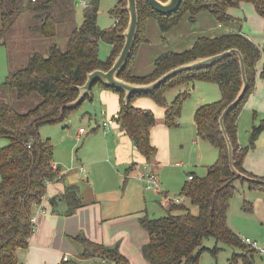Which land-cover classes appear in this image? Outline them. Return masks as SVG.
I'll use <instances>...</instances> for the list:
<instances>
[{
	"label": "trees",
	"instance_id": "obj_1",
	"mask_svg": "<svg viewBox=\"0 0 264 264\" xmlns=\"http://www.w3.org/2000/svg\"><path fill=\"white\" fill-rule=\"evenodd\" d=\"M241 1L181 0L177 9L163 15L151 8L145 0H137L136 36L118 76L127 81L148 82L167 69L198 56L211 55L231 47L239 49L245 63L247 86L240 100L226 114L224 126L233 146L235 167L256 178L247 179L231 171L226 141L218 120L222 109L235 97L242 83L236 53H229L210 65L179 71L153 90L134 92L126 100L123 90L111 87L120 93V108L116 119L147 160L157 150L150 141V129L155 124L156 117L150 109L135 106V96L148 95L157 104L164 106V122L172 125L180 112L187 90L180 91L167 104L165 90L168 87L198 79L214 81L220 90L218 99L202 103L194 111L197 133L218 150L216 160L208 165L206 173L192 174L180 191L192 204L197 205V212H193L184 202H172L165 198V214L149 216L145 213L139 217V223L149 234L148 241L141 248L148 264H194L205 249L216 254L218 246L209 248L202 245L207 236L239 248L226 264H257L254 258L256 249L245 243L227 224V208L235 189L233 181L236 178L246 179L250 187L264 190V176L251 173L243 165L246 152L254 147L258 135L264 129V117L254 125L249 142L245 145H240L237 139L236 122L240 109L255 85V64L261 53L259 47L248 37L235 31L216 36L202 35L187 49L161 52L155 58L150 72L143 75L133 73L135 53L139 44L146 40L145 26L150 16L157 18L162 31L175 26L185 12H189L194 18L198 12L210 10L219 22H223L231 18L228 8L238 6ZM246 1L252 2L256 11L264 17V0ZM76 2L0 0V38L14 24L17 14L27 8L36 21L32 29L44 37H52L57 33L58 23L72 22ZM125 5L126 0H118L111 9L114 22L109 27H100L97 23L99 0H88V5L84 6L82 22L70 29L64 48L56 43H49L43 51L32 49L26 63L11 69L0 83V136L9 138L8 143L0 147V264H18V249L27 246L33 231V204L41 201L49 181L63 178L60 167L53 163V144L49 139L41 138L39 126L65 119L75 108L65 103L76 98L78 85L85 82L87 73L95 68L106 70L111 66L124 41L122 31L128 21ZM99 39L111 44L110 53L105 58L98 55ZM260 75L264 77V67ZM58 201L67 205L65 213L69 214L82 205L77 184L65 185L61 194L50 198L54 209ZM73 238L83 247L80 255L93 258V264H130L116 245L93 241L82 233ZM60 264L81 262L62 259Z\"/></svg>",
	"mask_w": 264,
	"mask_h": 264
},
{
	"label": "crops",
	"instance_id": "obj_2",
	"mask_svg": "<svg viewBox=\"0 0 264 264\" xmlns=\"http://www.w3.org/2000/svg\"><path fill=\"white\" fill-rule=\"evenodd\" d=\"M228 12L231 18L223 22L215 20L213 18L215 15L210 10L200 11L194 18L189 12H185L180 21L166 31L161 30L155 16H150L145 26L146 40L139 44L135 53L133 73L143 75L150 72L155 58L161 52L187 49L193 45L198 36H216L230 31L242 33L259 47L261 53L255 64L257 75L254 88L237 115L238 132V123L243 112H253L254 120L257 116L264 117V77L260 75L264 67V17L256 11L252 2L246 0H242L238 6L229 7ZM0 46L3 47L0 52L1 80L5 79L8 72L13 69V65L9 57L8 42L0 38ZM32 49L35 48L31 47L30 52ZM116 91L101 83H95L91 87V100L97 98L104 101V106L101 107L102 112H106L107 107L111 112L116 110L110 117L113 118L110 126H115L113 133L117 137L116 145L106 147V150L93 152L96 156L87 159L83 153L79 159L80 165L67 169L61 168L57 162L58 158H55L53 154V163L60 167V174L63 178L49 181L41 201L33 204L31 216L34 218V228L28 238L27 246L18 249V264H60L63 255L68 256L67 260L76 259L81 264H85V260L93 261V258L80 255L83 247L73 238L78 233L105 245H116L119 251L128 258L130 264H148L141 248L148 241L149 234L139 223V217L147 214L146 193L143 191V186L137 184L135 177L139 179L137 173L147 167L153 170L160 168V141L157 135L160 130L164 131V127L157 129L156 123L151 126L150 141L157 150L147 160L145 155L135 147L129 135L121 129L116 119L120 108V93ZM133 104L152 111L155 101L148 95H137L134 97ZM163 108L165 111V107ZM88 113L90 112L86 111V114ZM101 124L96 121L95 127ZM250 150L251 148L246 154ZM103 153L104 155H101ZM246 154L243 160L245 168V162L249 165ZM106 155L111 158V164L114 166H112L111 173L114 172L118 176L117 179L103 172L105 167L100 161ZM120 167H125V175L130 177L123 180ZM107 169L110 170V168ZM135 169L137 172H134ZM260 171L264 172V169ZM189 174L196 175L194 172H189L188 176ZM70 183L77 184L83 204L69 214L65 213L67 205L64 202L58 201L54 209L50 198L61 194L65 185ZM168 199L172 201L171 198ZM180 202H183V198Z\"/></svg>",
	"mask_w": 264,
	"mask_h": 264
},
{
	"label": "rangeland",
	"instance_id": "obj_3",
	"mask_svg": "<svg viewBox=\"0 0 264 264\" xmlns=\"http://www.w3.org/2000/svg\"><path fill=\"white\" fill-rule=\"evenodd\" d=\"M117 2L118 0H99L97 23L100 27L112 25L114 16L111 9ZM83 12L84 5L79 4L77 1L72 22L58 23L57 33L52 37H44V35L32 29L36 21L28 8L18 13L14 24L2 37L9 44V57H11L13 68L26 63L24 60L30 53L31 47L43 51L49 43H56L64 48L70 29L82 22ZM213 18L216 20L215 16ZM1 50H3V47L0 46V52ZM109 51L110 44L103 39H99V57H106ZM3 79L0 81H4ZM188 85L189 88H187ZM188 85L182 83L168 87L165 90L167 104H170L180 91L187 90V94L180 105V112L175 117L172 125L164 122V106L155 102L152 110L156 117V128L164 127V131L160 130L157 135L160 141L161 166L157 170L154 169L160 180V189H147L144 187L143 181L135 177L137 184H141L144 193H146V212L149 216H160L167 212L166 203H162L165 202L164 197L173 199L180 196L181 200L183 198V202L193 212H197V205L192 204L187 196L180 194V190L184 181L188 178L189 172H194L196 175L205 174L206 167L213 163L218 156L216 146L197 133L193 121L194 111L198 105L211 102L220 96L218 84L214 81L194 79L189 81ZM116 92L118 93V91ZM91 97L92 95L73 108L65 119L39 126L41 138L49 139L53 144V154L55 158H58L57 162L62 169L80 165L79 159H81L83 153H85L87 159L96 156L93 152L106 150V147L116 145L117 137L113 133V127L115 126L103 128L101 124L102 120L110 118L116 110L111 112L107 107L106 112H102L101 107L104 106V101L97 98L91 100ZM86 111L90 113L86 114ZM252 113L243 112L240 115L237 139L242 145L249 142L253 124H257L261 119L260 116H257L254 120ZM96 121L100 122L101 125L95 127ZM80 125L85 128V132L78 135L77 131ZM8 141V137L0 136V147L6 145ZM101 155H104V153ZM246 159H248L249 164L247 165L245 162L248 171L264 176V172L260 171L264 169V129L258 135L254 147L246 154ZM100 162L105 167L103 172L109 176H115L116 179L118 178L114 172V175L111 173L113 165L110 156H103ZM119 169L123 180L130 177L125 175V167ZM134 172H137V170L135 169ZM233 183L235 189L229 199L227 224L239 237L249 236L257 240L259 244H264V190L250 187L246 179L236 178ZM202 245L209 248L216 245L218 250L216 254H212L210 250L205 249L194 264H226L232 254L239 251L238 247L217 241L213 236L205 237ZM254 258L257 263L264 264V253H255ZM92 263L93 261L85 260V264Z\"/></svg>",
	"mask_w": 264,
	"mask_h": 264
},
{
	"label": "water",
	"instance_id": "obj_4",
	"mask_svg": "<svg viewBox=\"0 0 264 264\" xmlns=\"http://www.w3.org/2000/svg\"><path fill=\"white\" fill-rule=\"evenodd\" d=\"M145 1L156 12L163 15L170 14L172 11L177 9L181 3V0H145ZM125 8L128 11V21L126 27L122 31V36L124 38V41L118 54L115 56L113 63L106 70L95 68L89 71L87 73V78L85 82L81 85H78L79 92L76 98L65 103V105L75 106V107L78 106L87 96L91 95L92 84L97 81L101 82L103 85L123 90L124 100H126L134 92L153 90L155 87L163 83L168 77L179 71L210 65L229 53H236L239 59L242 83L235 97L230 102H228L222 109L218 120H219L220 130L222 131L226 141L229 166L231 171L234 172L236 175L245 177L247 179H256L254 177L246 175L245 173L239 171L235 167L233 160V146L224 126V118L226 114L237 104V102L242 97L247 86L245 63L239 49L235 47H231L211 55L198 56L192 60L180 63L174 67L167 69L159 76H157L155 79L150 80L148 82L127 81L119 77L118 74L125 65L135 40L137 23H138L137 0H126Z\"/></svg>",
	"mask_w": 264,
	"mask_h": 264
},
{
	"label": "built area",
	"instance_id": "obj_5",
	"mask_svg": "<svg viewBox=\"0 0 264 264\" xmlns=\"http://www.w3.org/2000/svg\"><path fill=\"white\" fill-rule=\"evenodd\" d=\"M79 4L84 6L88 5V0H77ZM113 122V118H108L102 121L103 128L109 127ZM85 132V128L83 126L78 128V135ZM82 168V167H81ZM138 177L143 181L145 188H156L160 189V180L158 179V175L155 170L151 168H146L139 172ZM192 174H189L188 178L190 179ZM181 197L176 196L172 199L174 202H180ZM34 218L31 216V221L33 223ZM34 228V227H33ZM241 239L247 243L250 247L256 249L257 252L264 253V244H259L257 240L252 239L249 236H242ZM67 255H63V259H67Z\"/></svg>",
	"mask_w": 264,
	"mask_h": 264
}]
</instances>
